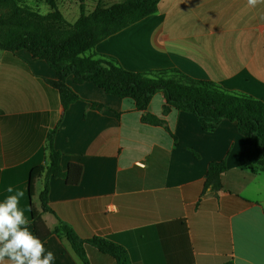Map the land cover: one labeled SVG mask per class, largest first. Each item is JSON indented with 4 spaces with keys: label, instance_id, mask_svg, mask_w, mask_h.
<instances>
[{
    "label": "crops",
    "instance_id": "crops-1",
    "mask_svg": "<svg viewBox=\"0 0 264 264\" xmlns=\"http://www.w3.org/2000/svg\"><path fill=\"white\" fill-rule=\"evenodd\" d=\"M97 56L116 59L131 72L177 69L199 81L264 102V3L247 0H161L155 14L101 42ZM46 80L55 71L25 50H0V201L11 185L25 193L21 207L30 223V172L47 168V138L61 167H83L79 185L49 180V208L42 218L53 233L44 243L53 264H84L70 242L54 231L64 223L80 239L102 237L122 246L132 264H264V172L249 164L250 141L237 123L213 131L198 118L154 95L143 122L135 102L111 96L91 83L68 86L80 97L64 111ZM103 105L95 109L92 104ZM225 162L222 188L206 186L209 166ZM116 210H112L111 206ZM90 264H118L85 245Z\"/></svg>",
    "mask_w": 264,
    "mask_h": 264
},
{
    "label": "trees",
    "instance_id": "trees-1",
    "mask_svg": "<svg viewBox=\"0 0 264 264\" xmlns=\"http://www.w3.org/2000/svg\"><path fill=\"white\" fill-rule=\"evenodd\" d=\"M80 1L81 16L71 24L58 10L44 16L22 0H0V50L10 54L25 50L33 58L45 61L56 73V80L45 82L58 92L64 111L80 99L67 84V79L73 77L75 84L91 83L108 95L132 100L137 110L145 114L143 122L150 125L162 124L156 116L147 114L154 95L159 92L167 100L166 113L175 108L193 114L205 131L215 130L223 120L235 122L240 133L251 142L244 148L248 163L257 165L264 172V102L228 91L211 81L194 80L177 69L131 72L114 58L93 54L107 38L155 14L161 0H125L110 7L99 4L89 14L84 10V0ZM51 3L54 7L53 0ZM87 53L91 54L88 56ZM92 106L103 108L98 103ZM55 133L56 130L51 131L47 138L48 167H36L29 176L31 196L36 183L43 174L46 176L44 190L39 196L41 211L31 206V222L43 243L53 233L42 218L44 213L51 212L48 200L50 178H63L69 185L76 186L83 176V167L78 164H70L63 172L62 154L54 147ZM226 171L225 162L212 163L206 186L221 189V176ZM54 233L70 242L84 264H90L85 251L87 244L118 264H132L128 252L110 240L95 237L84 241L64 223Z\"/></svg>",
    "mask_w": 264,
    "mask_h": 264
},
{
    "label": "clouds",
    "instance_id": "clouds-1",
    "mask_svg": "<svg viewBox=\"0 0 264 264\" xmlns=\"http://www.w3.org/2000/svg\"><path fill=\"white\" fill-rule=\"evenodd\" d=\"M249 7H256L264 0H247ZM9 193L0 201V264H53L55 254L30 231V223L21 207L25 193L9 185ZM116 210L115 206H111Z\"/></svg>",
    "mask_w": 264,
    "mask_h": 264
},
{
    "label": "rangeland",
    "instance_id": "rangeland-1",
    "mask_svg": "<svg viewBox=\"0 0 264 264\" xmlns=\"http://www.w3.org/2000/svg\"><path fill=\"white\" fill-rule=\"evenodd\" d=\"M32 10L37 11L41 15H49L55 10L60 11L65 20L71 24H74L81 16L80 0H53L54 7L51 0H22ZM125 0H84V10L87 14L94 11L97 5L110 7L114 4H119ZM91 53H87L89 56Z\"/></svg>",
    "mask_w": 264,
    "mask_h": 264
}]
</instances>
